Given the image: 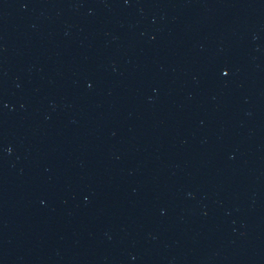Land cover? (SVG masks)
<instances>
[{"label":"water","instance_id":"1","mask_svg":"<svg viewBox=\"0 0 264 264\" xmlns=\"http://www.w3.org/2000/svg\"><path fill=\"white\" fill-rule=\"evenodd\" d=\"M0 264H264V0H0Z\"/></svg>","mask_w":264,"mask_h":264}]
</instances>
